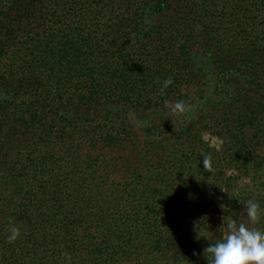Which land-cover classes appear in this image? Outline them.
Returning a JSON list of instances; mask_svg holds the SVG:
<instances>
[{
  "label": "trees",
  "instance_id": "1",
  "mask_svg": "<svg viewBox=\"0 0 264 264\" xmlns=\"http://www.w3.org/2000/svg\"><path fill=\"white\" fill-rule=\"evenodd\" d=\"M232 219L264 231V0H0V264H208Z\"/></svg>",
  "mask_w": 264,
  "mask_h": 264
},
{
  "label": "clouds",
  "instance_id": "2",
  "mask_svg": "<svg viewBox=\"0 0 264 264\" xmlns=\"http://www.w3.org/2000/svg\"><path fill=\"white\" fill-rule=\"evenodd\" d=\"M159 83V81H157ZM172 84V78L169 77L163 81L160 91ZM164 107L173 116H188L194 110V106L184 100L175 102L165 101ZM202 163L205 171L211 173L214 171L212 158L210 154L202 155ZM244 207L248 220L254 225L260 219V204L255 199H248L244 202ZM9 235L7 240L14 243L21 236L20 228L9 218ZM66 264H71V256L63 254ZM193 255H199L193 252ZM204 257L208 264H264V231L249 227L244 222H237L235 219L227 223V234L223 239L210 243L204 249Z\"/></svg>",
  "mask_w": 264,
  "mask_h": 264
},
{
  "label": "rangeland",
  "instance_id": "3",
  "mask_svg": "<svg viewBox=\"0 0 264 264\" xmlns=\"http://www.w3.org/2000/svg\"><path fill=\"white\" fill-rule=\"evenodd\" d=\"M183 116H178L179 119H182Z\"/></svg>",
  "mask_w": 264,
  "mask_h": 264
}]
</instances>
